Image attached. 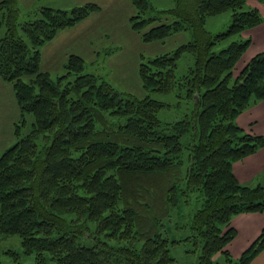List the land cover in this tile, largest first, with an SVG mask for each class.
I'll return each instance as SVG.
<instances>
[{"label":"trees","instance_id":"1","mask_svg":"<svg viewBox=\"0 0 264 264\" xmlns=\"http://www.w3.org/2000/svg\"><path fill=\"white\" fill-rule=\"evenodd\" d=\"M247 1L177 0L161 11L177 19L146 28L155 19L144 17L149 1L130 0L129 24L142 40L191 29V40L137 66L143 88L184 90L193 101L192 114L170 124L157 117L168 103L125 96L83 73L78 54L68 55L67 75L52 80L39 70V47L99 10L97 3L41 6L19 22L17 0H0V79L11 85L19 111L15 141L0 154V235H17L32 264H171L170 246L183 239L163 227L199 191L200 206L180 224L199 247L196 264H218V253L226 264H248L264 247V226L238 258L227 248L236 233L231 216L264 209V182L243 184L232 171L233 162L264 147V135L236 122L264 100V49L234 71L250 44L242 31L263 20ZM225 10L226 30H205V18ZM184 53L194 64L176 77ZM26 114L33 122L22 134ZM10 264L25 263L15 254Z\"/></svg>","mask_w":264,"mask_h":264},{"label":"rangeland","instance_id":"2","mask_svg":"<svg viewBox=\"0 0 264 264\" xmlns=\"http://www.w3.org/2000/svg\"><path fill=\"white\" fill-rule=\"evenodd\" d=\"M97 1V0H96ZM100 1V2H99ZM96 3L101 6L102 12L99 10L89 14L81 21L77 22L73 26L62 28L56 32V35L44 42L40 51L39 70L48 72L50 78L55 79L60 75H67L64 67L65 61L69 54H78L82 56L83 73H91L101 76V78L107 80L114 88L127 95H131L136 98H141L146 95L168 103V106L161 108L157 112V117L162 123H173L177 120L184 118L186 115H191L194 110V104L192 100L183 97L184 90H175L169 93H160L149 91L142 87L140 78L137 73V66L140 60L147 61L154 56L169 52L175 49L179 44L187 42L192 39L191 29H187L174 32L166 36L162 40L145 41L140 37V33L131 30L129 24V17L132 13H128L127 7L132 6L130 0H99ZM150 8L145 12L144 17H154L148 26L157 25L161 22H170L177 19V16L169 12H161L169 8H173L176 5L177 0H148ZM191 2L193 0H187ZM88 2L87 0H17V6L20 10L19 22L34 18V12L41 6H47L52 8H59L63 10H70L76 5ZM93 2V1H92ZM103 4V5H102ZM251 7L262 6L263 3L258 0H248L246 6ZM39 6V7H38ZM132 12L134 8L132 7ZM231 20V12L225 10V12L210 15L205 18L204 28L205 30L216 33L218 31L226 30L228 23ZM74 27V28H73ZM3 32V28L0 29V33ZM58 35V36H57ZM57 36V37H56ZM94 39V40H90ZM231 40L227 38L219 47H224ZM90 41L93 42L90 43ZM120 42L124 43V46L119 47ZM256 49V47L254 48ZM94 51V52H93ZM256 52V50L244 52L239 58L234 71L235 74L240 72V68L248 62L249 58ZM193 56L184 53L176 60V77H180L186 73L189 67H193ZM116 65V71L110 72L108 67L112 68ZM1 80V79H0ZM5 85H11L3 80ZM12 89V87H11ZM13 92V90H12ZM14 96V94H13ZM5 100V101H4ZM0 101H4L3 106L0 105V154L2 151L9 147L15 138L11 134L14 121L17 118L14 117L12 122L11 118L19 114L17 104L11 100L9 102L7 93L0 91ZM13 107V109H12ZM263 107L259 109L262 110ZM243 113V112H242ZM240 114L237 120L240 121L239 125L242 126V119H246L247 114ZM25 124L21 125L22 134L28 132L31 122H33V116L26 114ZM171 129L168 130V132ZM187 135L181 137V141L185 142ZM264 148V147H262ZM259 148L255 151L254 157H243L236 163H232V171L234 169V175L238 181L248 185H256V183L264 182L263 180L251 181L252 174L256 172V168L264 165V149ZM254 155V154H251ZM253 159L255 160L254 162ZM244 161L243 165L239 164ZM258 170V169H257ZM264 171L259 174L261 177ZM251 181V182H250ZM254 182V183H253ZM201 192L194 191L191 193L190 200L184 204L185 207H181L180 214L172 213L169 222H165L163 227L169 238L183 239L180 243L170 246V255L174 259L171 264H196L199 247L195 245L194 238L191 236L192 232L188 226H181L188 218V214L194 212L201 203ZM239 227L241 238L248 234V227L250 225L255 226V218L243 217L232 218ZM179 225V227H178ZM240 235L238 236L235 246H240ZM189 236L185 239V237ZM228 248V247H227ZM228 252L234 259L239 255L238 248H231ZM232 252V253H231ZM17 255L18 261L25 264H32L34 262V254H26L23 252L20 239L17 235H0V262L12 263L13 256ZM217 256V257H216ZM216 261L218 264H226V261L221 254H216Z\"/></svg>","mask_w":264,"mask_h":264},{"label":"crops","instance_id":"3","mask_svg":"<svg viewBox=\"0 0 264 264\" xmlns=\"http://www.w3.org/2000/svg\"><path fill=\"white\" fill-rule=\"evenodd\" d=\"M87 1H91V2L93 1V2L96 3L99 0H97V1L96 0H87ZM251 5L252 4H250V6ZM132 7L133 6H131V5H129L127 7L128 13H133L132 12ZM255 8L257 9V11H259V13L263 17V20L261 21V24H259L257 26H254V27H251L249 29H246V30L242 31V33H241V35H243L245 38H249L250 39V44H249V46H248V48L246 49L245 52H248V53L250 52L251 53V51L256 50V52L253 55H255L258 52H261L264 49V3H263L262 6H258V5L255 6ZM102 9L103 8L100 6V10L98 12H102ZM59 32H58V35H59ZM90 40H94V39H90ZM95 42H97V41H95ZM90 43L93 44L92 41H90ZM121 46H124L123 42H120L119 47H121ZM255 47H256V49H254ZM250 59L251 58H249V60ZM119 66L120 65H116L115 67H112V68L108 67V70L112 73V72L116 71L117 67H119ZM0 91L2 93L5 92V94L7 93V97H8L9 102H11V100H13L15 102V98L13 96V92H12L11 87L5 85V83H2L1 80H0ZM4 101H0V105L1 106L5 105ZM261 107H263V108L259 112V109ZM12 109H13V107H12ZM242 114H247V117H246V119H242L241 123H243V125L241 127H243L244 129L248 130L249 132H252L253 134L255 133V134H259V135H264V100H262V101H260V102H258L256 104H253V107L245 110ZM14 117L17 118L18 115H16L14 113V116L11 118V122H12ZM0 118H1V116H0ZM12 123H14V122H12ZM237 123L239 124L240 121L237 120ZM263 149L264 148H262L261 150H263ZM255 154L256 153H254V155H248L246 157L251 158V157H254ZM254 161L255 160L253 159L252 162H254ZM235 162L237 163L238 161H235ZM243 163H244V161H241L239 164L243 165ZM255 170H256V172H254L252 174L251 181H254V182L259 181V180L260 181L261 180L264 181V177H261L259 175V174H261L262 171H264V165L259 166ZM233 172H234V169H233ZM262 175L264 176V173H262ZM239 216L243 217V219H246V218H252L253 219V218H255L254 219L255 220V222H254L255 226L250 225V228L248 227V229H247L248 230L247 231L248 234H246L245 237L241 238L238 225L236 224V222H234V219H230V224L235 229L236 233H235V236L233 237V239L228 243L227 247L229 248V251H231L232 247L233 248L236 247V248H238V251H240L239 255L233 256V257H235L234 259L238 258L241 255V253L245 249H247L248 245L258 237V235H259L258 233L260 232V230L264 226V209L262 211H260V212H246V213L236 214L232 218H235V217L238 218ZM239 235H240V237H239L240 238V246L239 245L235 246V242H236V240H237ZM248 264H264V247L259 250V252L253 257V259Z\"/></svg>","mask_w":264,"mask_h":264}]
</instances>
